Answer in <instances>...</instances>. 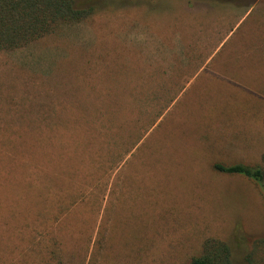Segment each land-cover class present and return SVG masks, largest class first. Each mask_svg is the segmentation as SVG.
Segmentation results:
<instances>
[{
    "label": "rangeland",
    "instance_id": "rangeland-1",
    "mask_svg": "<svg viewBox=\"0 0 264 264\" xmlns=\"http://www.w3.org/2000/svg\"><path fill=\"white\" fill-rule=\"evenodd\" d=\"M0 50V264H264V0H77Z\"/></svg>",
    "mask_w": 264,
    "mask_h": 264
},
{
    "label": "trees",
    "instance_id": "trees-1",
    "mask_svg": "<svg viewBox=\"0 0 264 264\" xmlns=\"http://www.w3.org/2000/svg\"><path fill=\"white\" fill-rule=\"evenodd\" d=\"M92 11V6L81 7L77 0H0V50L27 46L53 33L59 22L78 21ZM215 170L249 178L264 192V154L259 165L216 164ZM191 264H231L230 248L224 242L209 240Z\"/></svg>",
    "mask_w": 264,
    "mask_h": 264
}]
</instances>
